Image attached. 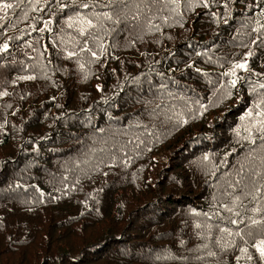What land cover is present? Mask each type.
Listing matches in <instances>:
<instances>
[{
    "label": "trees",
    "instance_id": "1",
    "mask_svg": "<svg viewBox=\"0 0 264 264\" xmlns=\"http://www.w3.org/2000/svg\"><path fill=\"white\" fill-rule=\"evenodd\" d=\"M262 5L0 12V264H264Z\"/></svg>",
    "mask_w": 264,
    "mask_h": 264
},
{
    "label": "snow or ice",
    "instance_id": "2",
    "mask_svg": "<svg viewBox=\"0 0 264 264\" xmlns=\"http://www.w3.org/2000/svg\"><path fill=\"white\" fill-rule=\"evenodd\" d=\"M45 2L49 3V0H45ZM52 2L60 3L61 0H52ZM128 2H129V0H106V4L114 5V7L111 8V12L110 13L109 12L97 13L95 18L98 20L102 16L105 21L113 22L114 17H119L121 15V13L124 12V9L127 8V6H128ZM20 3H23V0H18V4L17 5H14L12 3L0 2V12H7L8 10L19 6ZM172 3H175L177 5V7H179V0H172ZM92 6H94V5H92ZM204 6L207 7L208 5L205 4ZM62 7H66V5H62ZM81 7L89 8L90 5L89 4H83V5H81ZM262 7H264V5H262ZM24 14H25V16H27V12L26 11H25ZM2 18L3 17H0V19H2ZM75 22H78L81 25V27L79 28V34L82 35V36L86 32H88L89 29H93V28L97 27V25L93 23V19L92 18H85V17H79L78 16L77 17V21H75ZM46 23H51V21H48ZM72 26H73L72 24L69 25V27H72ZM100 27H103V25L101 24ZM253 31H259V30L258 29H253ZM88 34L89 35H93V33H91V32H88ZM260 35L264 36V32H260ZM252 43L256 44L257 41L253 40ZM7 50H8V44L7 43H5L2 46H0V52H5ZM82 50L86 51L87 49H82ZM251 54L252 53L249 52L245 56V58H244L245 62L234 63L233 66H232L231 71L225 72V73H223V75L224 76H236L237 70H247L246 61L248 59V56H250ZM95 55L96 54L93 52V56H95ZM34 78L35 77H32V76L21 77V79H25V80H30V79H34ZM236 83H237L236 79H232L230 81L231 87H235ZM260 87L264 88V83H261ZM0 95H6V93L0 94ZM261 104H264V100L261 101ZM257 107H260V105H257ZM257 115L261 116V117H264V112H258ZM260 130L264 131V120H261V129ZM243 179L244 178L241 177V182L243 181ZM236 199H239V197H236ZM227 210L228 211H232L231 208H228ZM205 215H207V214H205ZM230 222L232 224H234V225L238 223L237 220H231ZM257 223H258V221L252 220V224L253 225H255ZM197 227H200V225H197ZM220 231L221 232L227 231V234L229 236H231L233 234L230 230H227L226 228H223V227L220 228ZM236 235H239V232H237ZM249 235H251V233H249ZM254 247L256 248V251L259 254V256L262 259H264V239H261L257 244L254 245ZM240 250H241L242 253H247V249L246 248H241ZM208 254L210 256H215L216 255L215 252H209ZM248 258L251 259V257H248Z\"/></svg>",
    "mask_w": 264,
    "mask_h": 264
},
{
    "label": "rangeland",
    "instance_id": "3",
    "mask_svg": "<svg viewBox=\"0 0 264 264\" xmlns=\"http://www.w3.org/2000/svg\"><path fill=\"white\" fill-rule=\"evenodd\" d=\"M161 159H162V157H161Z\"/></svg>",
    "mask_w": 264,
    "mask_h": 264
}]
</instances>
